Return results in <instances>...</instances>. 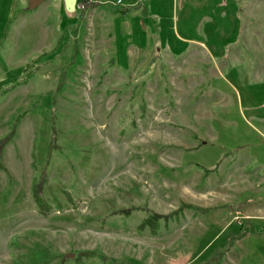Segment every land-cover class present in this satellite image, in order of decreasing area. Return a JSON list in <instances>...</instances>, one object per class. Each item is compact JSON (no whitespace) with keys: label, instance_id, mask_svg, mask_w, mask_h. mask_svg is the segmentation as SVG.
I'll return each mask as SVG.
<instances>
[{"label":"rangeland","instance_id":"374dc122","mask_svg":"<svg viewBox=\"0 0 264 264\" xmlns=\"http://www.w3.org/2000/svg\"><path fill=\"white\" fill-rule=\"evenodd\" d=\"M92 1L0 0V264H264V0Z\"/></svg>","mask_w":264,"mask_h":264},{"label":"trees","instance_id":"16d2710c","mask_svg":"<svg viewBox=\"0 0 264 264\" xmlns=\"http://www.w3.org/2000/svg\"><path fill=\"white\" fill-rule=\"evenodd\" d=\"M127 1H132V0H127ZM77 3H78V6H81L80 9L79 8L78 9L80 11V15H82V16L89 9L96 8L100 5L99 2L92 1V0H78ZM20 83H22V82H20ZM17 84H19V82H16L14 85H17ZM3 90H4V92H3ZM6 91H7L6 89H2L0 91V97L3 94H5ZM14 133H15V126H13L12 129L3 138L0 139V158L2 156L3 147L8 142H10L12 140ZM0 170L7 172L6 169L1 166V163H0ZM121 212L129 214L128 210H123ZM41 215L43 216L44 214H41ZM162 218L167 219L165 215L163 216L160 214L153 213L141 222V224L138 226L139 227L138 229H144L147 225H149L150 228L152 229V231L154 232L156 229L154 226V225H156V221L159 219H162ZM212 258L210 259V261L208 260L209 262L207 261V263H205V264H218L219 263V257L217 255L214 256L213 259Z\"/></svg>","mask_w":264,"mask_h":264},{"label":"water","instance_id":"95a60500","mask_svg":"<svg viewBox=\"0 0 264 264\" xmlns=\"http://www.w3.org/2000/svg\"><path fill=\"white\" fill-rule=\"evenodd\" d=\"M44 0H28L27 9L34 10L38 6H40ZM76 2L77 0H63L64 8L68 13H73L76 10ZM68 257H73L72 253H67Z\"/></svg>","mask_w":264,"mask_h":264},{"label":"built area","instance_id":"2783aa9c","mask_svg":"<svg viewBox=\"0 0 264 264\" xmlns=\"http://www.w3.org/2000/svg\"><path fill=\"white\" fill-rule=\"evenodd\" d=\"M122 3V0H116L115 2H114V5H119V4H121ZM81 6H79V8H80Z\"/></svg>","mask_w":264,"mask_h":264}]
</instances>
